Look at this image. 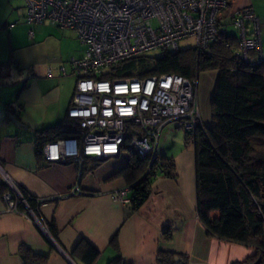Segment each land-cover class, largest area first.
Masks as SVG:
<instances>
[{"label": "crops", "instance_id": "0c3cea01", "mask_svg": "<svg viewBox=\"0 0 264 264\" xmlns=\"http://www.w3.org/2000/svg\"><path fill=\"white\" fill-rule=\"evenodd\" d=\"M230 1L229 14L248 5L253 8L264 57V0ZM21 3L7 0L0 9V264H23L20 246L47 256L46 264H77L69 255L80 242L98 252L94 264H106L118 254L111 245L115 235L123 264H157L159 253L175 255L178 264H235L253 257L251 248L206 237L196 214L194 147L185 144L183 133L182 147L173 148L182 130L175 123L166 124L157 141L158 158L171 161L172 176L157 175L150 196L133 214L110 198L129 186L117 175L126 164L124 152L97 165L86 157L81 166L49 163L37 154L40 131L60 126L58 139L71 132L66 116L77 76L69 61L82 57L85 47L73 31L25 24ZM229 14L221 25L232 26ZM227 34L235 36L234 30ZM216 79L217 71L197 77L204 129L211 127ZM6 181L36 202L34 214L41 228L24 208L7 212ZM76 191L81 194L72 195ZM49 224L55 227L57 242L48 232ZM166 229L170 240L162 238Z\"/></svg>", "mask_w": 264, "mask_h": 264}, {"label": "built area", "instance_id": "2783aa9c", "mask_svg": "<svg viewBox=\"0 0 264 264\" xmlns=\"http://www.w3.org/2000/svg\"><path fill=\"white\" fill-rule=\"evenodd\" d=\"M23 1L27 24L47 23L73 31L85 47L82 57L69 61L77 76L66 116L71 132L42 147L46 162H74L81 166L86 157L104 161L118 156L129 136V146L136 156L150 158V168L158 158L157 141L166 124L175 123L189 135L198 128L204 130L197 79L174 74L112 80L102 76L122 62L153 51L176 55L181 50L180 42L187 39L194 40L195 52L209 56L210 47L217 40L218 17L227 9L228 0ZM229 19L240 62L264 65L259 21L253 8L248 5L230 12ZM29 36H33L32 31ZM7 184L8 191L3 196L7 212H19L20 203L41 228L28 206L30 197ZM129 192L130 188L125 187L110 198L128 206Z\"/></svg>", "mask_w": 264, "mask_h": 264}, {"label": "trees", "instance_id": "16d2710c", "mask_svg": "<svg viewBox=\"0 0 264 264\" xmlns=\"http://www.w3.org/2000/svg\"><path fill=\"white\" fill-rule=\"evenodd\" d=\"M230 3L228 0L227 9L218 17L217 40L211 45L209 56L193 49L180 50L176 55L161 50L158 55L148 53L122 62L102 78L144 79L174 74L193 80L201 73L217 71L210 101L211 127L198 128L192 135L185 133V144H192L195 152L196 214L207 238L255 251L253 257L235 264H255L258 259L259 264H264V65L240 62L236 37L220 29ZM60 128L38 133V155L45 144L58 140ZM129 138L126 136L121 149L126 164L117 175L129 184L127 209L133 214L150 196L153 179L157 175L171 177L173 165L170 160L157 158L149 168L150 158L136 156ZM81 171L83 175L84 170ZM28 206L35 211L37 204L30 199ZM17 209L22 210V204ZM47 229L57 242L54 225H47ZM162 238L171 239L168 229L162 232ZM111 245L118 254L106 264H123L117 235ZM69 256L77 264H94L98 252L80 242ZM19 257L23 264L47 263V256L25 246H20ZM175 259V255L159 253L157 264H175Z\"/></svg>", "mask_w": 264, "mask_h": 264}, {"label": "rangeland", "instance_id": "374dc122", "mask_svg": "<svg viewBox=\"0 0 264 264\" xmlns=\"http://www.w3.org/2000/svg\"><path fill=\"white\" fill-rule=\"evenodd\" d=\"M6 1L7 0H0V9L5 8V2ZM21 7H23V10H24V1H23V4L21 3ZM24 23L27 24L25 21H24ZM45 24H47V23H45ZM27 25H29V24H27ZM47 25H49V24H47ZM220 29L222 31H226L227 33H230V34L233 33L232 26L225 25L224 23L220 26ZM59 46H60V42H59ZM193 48H194V40L193 39H187V40H183L180 42V49L182 51L183 50H191ZM151 54L158 55V51H153ZM200 81H201V76H200ZM183 133H184V131H182V130L179 131V134L175 137V139L173 141L174 142L173 148L177 149V148L182 147L183 142H182L181 138L183 136Z\"/></svg>", "mask_w": 264, "mask_h": 264}, {"label": "water", "instance_id": "95a60500", "mask_svg": "<svg viewBox=\"0 0 264 264\" xmlns=\"http://www.w3.org/2000/svg\"><path fill=\"white\" fill-rule=\"evenodd\" d=\"M12 121L15 122L13 119H12ZM19 127H20V126H19ZM178 261H179V259L176 258V259H175V263L178 264ZM259 262H260V260L258 259V260L255 262V264H259Z\"/></svg>", "mask_w": 264, "mask_h": 264}]
</instances>
